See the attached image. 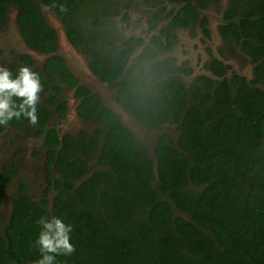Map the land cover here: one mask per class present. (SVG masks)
<instances>
[{
	"label": "trees",
	"instance_id": "trees-1",
	"mask_svg": "<svg viewBox=\"0 0 264 264\" xmlns=\"http://www.w3.org/2000/svg\"><path fill=\"white\" fill-rule=\"evenodd\" d=\"M123 1L126 23L132 5H152L148 43L137 36L115 42L112 18L122 10L113 8V0H0V30L15 5L25 41L42 54L58 48L47 6L93 73L113 84L117 101L150 135L158 134L149 151L79 85L62 57L50 58L45 71H37L44 88L51 90V83L61 94L59 78L77 87L78 114L98 129L60 139L55 127L45 131L54 113L40 103L36 126L23 117L8 123L34 128L45 139L49 175L53 166L59 177L52 199L50 188L38 202L21 182L3 226L6 185L19 174L17 166L4 165L0 264H34L40 258L34 245L42 216L73 226L76 251L57 256V264H264V0H229L218 28L231 52L240 47L251 59L253 79L229 80V67L213 59L205 66L211 75H198L190 85L161 55L177 44L179 29L201 26L209 36L202 12L219 0H167L175 6L171 10L161 0ZM61 4L67 12H60ZM23 61L33 64L28 56ZM49 104L59 106L64 117L65 103L53 97ZM168 127H175L174 135ZM5 128L0 125V137Z\"/></svg>",
	"mask_w": 264,
	"mask_h": 264
},
{
	"label": "rangeland",
	"instance_id": "rangeland-1",
	"mask_svg": "<svg viewBox=\"0 0 264 264\" xmlns=\"http://www.w3.org/2000/svg\"><path fill=\"white\" fill-rule=\"evenodd\" d=\"M161 1L162 5L166 6L167 9L171 10L175 7L170 5L167 0ZM136 3H138L137 0H134V4ZM125 4L126 1L113 0L114 9L116 8L122 10ZM132 4L133 2H131L130 6ZM139 4L132 5L130 8V19L128 23L123 20V13L125 12L123 10L121 11V14L113 16L112 23L114 27L115 42L119 43L120 41L131 36H137L143 38L146 43H148L149 38L153 35V32L150 30L147 22V20L150 18L149 10L151 9L152 5L144 6L141 3ZM228 4L229 0H219L216 6L212 5L209 7V9L202 12V17H206L208 20L207 28L210 32L209 36L205 33L201 26H197L194 30H191V28L179 29L176 31V35L178 37L177 44L172 49L163 52L161 55V59H170L173 61V64L177 67V69H181L178 73L188 85L193 83L194 78L198 75H211L210 72L206 71L205 66L213 59H218L229 67L228 74L226 75L227 79H232L234 75L244 76L248 80L253 79L254 64L252 63L251 59L244 52H242L240 47L236 46L235 51L231 52L219 34L218 28L223 23V12L228 7ZM43 9L46 17L50 18L51 23H53L51 26H53L57 32L58 38L60 40L61 53L63 56L69 59L72 68L75 69V71L83 78L84 81H88L93 85L96 83L100 85L93 77L89 76L87 71L88 68L83 67L80 64L82 61L81 56L77 54L68 44L66 35L67 32L62 22L51 12L47 6H43ZM165 23L166 21L162 24ZM0 38L3 40V42H0V55L10 46V43L20 40L19 32L14 28V26L6 31L4 36ZM1 59H4L3 55H1ZM186 69H190L192 71L190 75L184 73V70ZM96 89L99 95H102L103 97L108 96V91L105 89V87L97 86ZM44 96L46 98L48 97L46 94H44ZM125 119L126 123L129 125L128 127H130L131 132L137 137V139L141 141L142 144L150 149L149 151H151L154 135L152 136L148 131L142 130L136 122L128 120L127 118ZM76 125L77 128L81 127L80 124ZM166 131L174 135L175 127H168ZM31 134L32 132L30 131H26L23 134L24 140H21V142H24L23 147L27 146L28 148L26 152L24 148L19 149L22 152H25L24 155L20 157V159L25 162H27V160L39 162L40 172L35 171L33 167L25 166L24 171L18 178V181L15 182L14 188H16L19 183L23 181L28 185L29 190L35 197V201L38 202L43 198L44 192L49 190L51 186L48 184L49 182H46V176L43 168L44 164L46 167V163L43 160L44 153L41 149V145L40 147L38 146L40 140H32ZM9 142H11V145ZM16 151L17 146L15 145L11 134L8 132L2 139H0V172L2 170V166L6 163H9L5 162L4 160L9 159L11 153H16ZM52 184L51 178V185ZM52 197L53 193L48 196L47 199L50 200ZM8 208H11V206L9 198L7 197L2 209V216H4L3 226L8 223V216L5 218V213L7 212L6 209Z\"/></svg>",
	"mask_w": 264,
	"mask_h": 264
},
{
	"label": "flooded vegetation",
	"instance_id": "flooded-vegetation-1",
	"mask_svg": "<svg viewBox=\"0 0 264 264\" xmlns=\"http://www.w3.org/2000/svg\"><path fill=\"white\" fill-rule=\"evenodd\" d=\"M46 19L50 25L53 24V23H51L50 18L46 17ZM13 26L19 32V39L20 40L19 41H13L12 43H10V46L2 52L1 55L4 56V59H1V55H0V65H5L10 70H13L15 67H19V66H29L35 72H37L38 70L44 72L47 61L50 58L60 56L65 60L67 68L75 76V78L79 82V85L90 90L91 96H95L101 102L103 107H105L108 110L113 111L119 117V119L121 120V122L123 123L124 126H126L130 130V127H128L129 125L125 121L126 120L125 118H127L128 120L136 122L137 125L142 130H146L125 109V107L122 106L117 101L113 84L103 82V80H101L97 75L96 76L98 77V81L95 79V74L93 73L92 69L90 68L88 57L85 54H83L82 52H80L70 42L68 36H67L68 44L73 48V50L77 54H79L81 56L82 61L80 62V64L83 67L88 68L87 71H88L89 76L93 77L96 80V82H98L101 86H103V87H105V89H107V91H108L107 97H103L102 95L98 94L96 88H97V86L101 87L100 85H98L97 83L95 85H93L88 81H84L83 78L75 71V69L72 68L69 59L67 57L63 56V54L61 53V46H60L59 38H58L57 51L55 53H52L54 55L50 58H46V56L49 54H42L38 51L31 49L28 46L27 42L25 41V39L22 35V30H21V27H20L19 22H18V8L15 5H10L9 9H8V13H7V20H6L5 27L0 30V37L4 36V33L6 31H8ZM57 37H58V35H57ZM0 42H3L2 38H0ZM25 56L30 57L33 64H31V65L26 64L23 61V57H25ZM46 80L49 82L48 77H46ZM49 85H50L51 90L48 91L44 88L40 104L50 108L54 113V117H53V119H51L47 123V126L45 127V131H47V129L55 127L59 133L60 139H62V137L67 133H69L71 135H77V136L82 131H88L90 133H96V130L98 129V127L91 121L83 120L78 114V108L81 104V99L79 97H77L78 88L77 87H71L67 84H61L60 78L57 81V86L60 89L61 94L56 93V91H55V89L51 83H49ZM65 91H67V92H65ZM68 92H69V95H68ZM44 94H46L48 97L46 98L44 96ZM53 97L57 98V100L60 103L66 104L67 110H66L64 117H61V115L59 113V108H58L59 106L53 107L49 104V100H51ZM76 124H78V125L80 124V126L82 128L81 127L77 128ZM72 129H74V130H72ZM26 131L32 132V134H31L32 140L33 139L34 140H38V139L40 140L38 146L40 147V145H41V149L43 150V153H44L43 154V160L46 163V167L44 164L43 168H44V172H45V176H46V182L47 183L49 182L48 184H50V186H52L51 185V178H52V183L54 184L55 180L59 177L56 174L53 166L50 170L51 176L49 175V160L47 158V149L45 147V139L42 136L37 135V132L34 128H30V127L25 125L21 129H18V128L13 127L9 124L6 125L5 131H4L3 135L0 137V139H2L9 132L11 134V137L13 138V141L15 142V145L17 146V151H16V153L12 152L10 158L7 160H4V161L9 162L10 164H13L19 168V174L14 175L12 177L11 183L9 185H6V191H5V196H4L5 199L3 201L2 209H3V206L7 200V197H8L9 201H10V206H11V208L6 209L7 212L5 213V218L8 216V221L10 219L11 212L13 210V198L12 197H13V194L15 193V191L18 190V186H19L18 185L16 188H14V185H15V182L18 181V178L20 177L21 173L24 171V167L25 166L33 167L35 169V171L40 172L39 162H33L31 160H27V162H25L22 159H20V157H22L24 155V153L26 152V150L28 148L27 146L23 147L24 142H21V140H24L23 134ZM157 136H158L157 132H154V141L157 139ZM9 144L11 145V142H9ZM21 148H24L25 152L24 151L22 152L21 150H19ZM5 162H3V163H5ZM4 165L2 166L1 169H3ZM0 174H1V172H0ZM1 183L5 184V182H3V181H1ZM11 188H13V189H11ZM27 188H28L29 196H31L32 199L35 201V197L31 193V191L29 190L28 185H27ZM51 189H52V192H50V195L53 193L54 187L52 186ZM2 218H4V216H2Z\"/></svg>",
	"mask_w": 264,
	"mask_h": 264
},
{
	"label": "clouds",
	"instance_id": "clouds-1",
	"mask_svg": "<svg viewBox=\"0 0 264 264\" xmlns=\"http://www.w3.org/2000/svg\"><path fill=\"white\" fill-rule=\"evenodd\" d=\"M56 5H54L55 7ZM60 12H67L66 5H58ZM44 85L40 74L29 66H19L18 73L0 65V125L6 126L13 119H27L31 126L39 122L37 106L42 99ZM35 247L40 258L34 264H57V256H71L75 246L71 243L73 226L57 216H42Z\"/></svg>",
	"mask_w": 264,
	"mask_h": 264
},
{
	"label": "water",
	"instance_id": "water-1",
	"mask_svg": "<svg viewBox=\"0 0 264 264\" xmlns=\"http://www.w3.org/2000/svg\"><path fill=\"white\" fill-rule=\"evenodd\" d=\"M54 54H49V55H47L46 56V58H50V57H52ZM95 79L98 81V77L95 75Z\"/></svg>",
	"mask_w": 264,
	"mask_h": 264
}]
</instances>
